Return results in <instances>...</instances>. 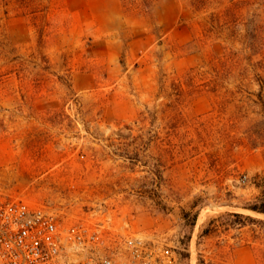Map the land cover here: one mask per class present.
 Instances as JSON below:
<instances>
[{
  "label": "rangeland",
  "instance_id": "rangeland-1",
  "mask_svg": "<svg viewBox=\"0 0 264 264\" xmlns=\"http://www.w3.org/2000/svg\"><path fill=\"white\" fill-rule=\"evenodd\" d=\"M260 84L264 0H0V196L264 264L256 226L204 235L264 221Z\"/></svg>",
  "mask_w": 264,
  "mask_h": 264
},
{
  "label": "built area",
  "instance_id": "built-area-1",
  "mask_svg": "<svg viewBox=\"0 0 264 264\" xmlns=\"http://www.w3.org/2000/svg\"><path fill=\"white\" fill-rule=\"evenodd\" d=\"M129 224L118 232L98 212L68 224L55 211L0 196V264H175Z\"/></svg>",
  "mask_w": 264,
  "mask_h": 264
},
{
  "label": "trees",
  "instance_id": "trees-1",
  "mask_svg": "<svg viewBox=\"0 0 264 264\" xmlns=\"http://www.w3.org/2000/svg\"><path fill=\"white\" fill-rule=\"evenodd\" d=\"M231 15V10H229L228 12L225 13V18H228V16ZM250 48L252 49L253 46L250 45ZM258 79L261 80L260 76H258ZM262 83V82H261ZM260 88L261 91L258 93V97L262 96V93L264 92V86L263 84H260ZM184 93V90L182 89V87L180 88L179 86V94H177L179 97H181ZM147 118L145 116V114H141L140 115V121L144 122L146 121ZM257 189H259L261 191V196L258 199V202L246 207L245 209H247L250 212L256 213L258 215H264V184H256ZM226 217L228 219H234V221L232 222V224H222V226H217L216 222L217 221H213L210 223L209 227L205 229L204 231V235L205 236H209V235H214V234H218V233H222V229L225 232H228L231 230L232 227H238L239 229H245L249 226H256V230H253V232H255V240L256 241H260L264 244V221L263 220H259L253 216H246L245 214L242 213H228L226 214ZM195 220H197V216H195ZM260 228L259 230L257 229Z\"/></svg>",
  "mask_w": 264,
  "mask_h": 264
}]
</instances>
